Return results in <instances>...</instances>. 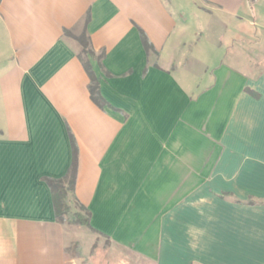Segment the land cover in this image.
Here are the masks:
<instances>
[{"label": "crops", "instance_id": "obj_1", "mask_svg": "<svg viewBox=\"0 0 264 264\" xmlns=\"http://www.w3.org/2000/svg\"><path fill=\"white\" fill-rule=\"evenodd\" d=\"M256 4L0 0V264L96 263L67 255L46 183L74 160L103 264H264Z\"/></svg>", "mask_w": 264, "mask_h": 264}, {"label": "trees", "instance_id": "obj_2", "mask_svg": "<svg viewBox=\"0 0 264 264\" xmlns=\"http://www.w3.org/2000/svg\"><path fill=\"white\" fill-rule=\"evenodd\" d=\"M68 36H70V33H68ZM143 42H144V47L146 48V51H147L150 46L145 39H143ZM79 44L82 48V54H86V55L92 54L91 49L89 47L88 40L84 33L79 39ZM89 91H90L91 100L96 105L99 106L100 101L98 98V86L92 75H90ZM46 183L50 189L51 196H52L54 219L57 223H59L60 225H63L65 221L69 219L67 218L68 215L70 214V207H69L70 204L68 203L69 197L72 196V198L74 199L73 193H74V188H75V183H76V162L75 160L72 162V165L70 166L69 171L65 177L58 179V180H46ZM74 204L75 206H77L79 211H82V214L80 212H75L73 214L74 222L77 225L85 227L89 231L94 232V230L90 226L89 214L85 206L80 204L75 199H74Z\"/></svg>", "mask_w": 264, "mask_h": 264}, {"label": "rangeland", "instance_id": "obj_3", "mask_svg": "<svg viewBox=\"0 0 264 264\" xmlns=\"http://www.w3.org/2000/svg\"><path fill=\"white\" fill-rule=\"evenodd\" d=\"M262 4H256L255 6V12H256V16L258 17L259 21L263 20L259 18L260 16H264V0H261ZM192 8V6H190V9ZM260 13V14H259ZM206 48L204 49V51L206 52L204 55L205 57H207L205 59L206 62L208 63H215L218 62V60L220 59V53H218V57L217 59H214V54L215 51L213 49L210 50L209 45L205 46ZM212 70L209 69L208 72L205 74L204 76V81L208 82L210 80V78L212 77L211 75ZM68 203L70 204V214L68 215L67 218H69L67 221H65V223L63 225H61L64 229V232L66 234V239L68 242H70V245L67 249V255L75 258V256L77 257V255H79V250L80 248H83V252L85 251V253L88 252H92L94 254H98L97 257V261L95 264H103L104 263V259L102 257V254H108V252L112 253V255L108 254V256H117L116 254L114 255V251L113 249L110 247V244L107 243L104 239L91 234L90 231L88 229H86L85 227L79 226L74 222V217L73 214L75 212H80L82 214V211H79L77 206H75L74 204V199L70 196L69 197V201ZM90 246H92V250H89V248H91ZM103 251V252H102ZM114 253H113V252ZM120 256V255H119ZM127 257V256H124ZM115 259V258H114ZM126 259V258H125ZM105 261H108L110 264H116L119 260L115 259L114 262H110V260L106 259Z\"/></svg>", "mask_w": 264, "mask_h": 264}]
</instances>
